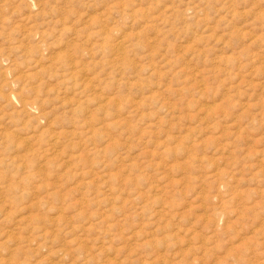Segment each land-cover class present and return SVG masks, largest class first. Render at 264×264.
<instances>
[{
    "label": "rangeland",
    "instance_id": "obj_1",
    "mask_svg": "<svg viewBox=\"0 0 264 264\" xmlns=\"http://www.w3.org/2000/svg\"><path fill=\"white\" fill-rule=\"evenodd\" d=\"M0 264H264V0H0Z\"/></svg>",
    "mask_w": 264,
    "mask_h": 264
}]
</instances>
